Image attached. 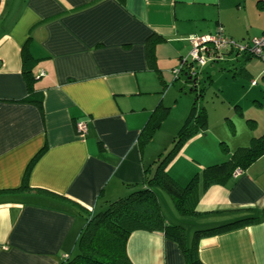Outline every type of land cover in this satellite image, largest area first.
<instances>
[{
	"label": "crops",
	"instance_id": "obj_1",
	"mask_svg": "<svg viewBox=\"0 0 264 264\" xmlns=\"http://www.w3.org/2000/svg\"><path fill=\"white\" fill-rule=\"evenodd\" d=\"M220 28L239 42L264 34V0H0V264L76 256L86 212L141 186L194 100L206 127L166 171L181 186L195 177L199 215L181 216L158 188L162 214L183 226L188 246L197 229L261 214L264 154L238 175L230 170L207 185L204 175L264 134V61L228 53L194 80L174 72L188 37ZM24 44L33 59L26 66ZM77 122L86 124L83 135ZM25 175L29 191L21 189ZM126 252L131 264H186L160 231H133ZM197 255L203 264H264V222L203 237Z\"/></svg>",
	"mask_w": 264,
	"mask_h": 264
},
{
	"label": "trees",
	"instance_id": "obj_2",
	"mask_svg": "<svg viewBox=\"0 0 264 264\" xmlns=\"http://www.w3.org/2000/svg\"><path fill=\"white\" fill-rule=\"evenodd\" d=\"M21 56L24 66L33 61L26 44L21 49ZM148 58H151L150 45ZM199 69L193 63H189L187 68L182 67L181 71H187L186 79L191 81L190 78L194 80ZM191 71H195L194 76L191 75ZM24 75L28 89L31 91L32 76L25 69ZM200 96L201 93H196L195 97ZM24 100L40 104L39 100L35 101L30 98ZM166 111L167 109H164L163 112L157 114L155 125L165 116ZM206 120L204 108L197 107L194 100L188 115L174 136L170 148L164 153H160L158 158L152 162V169L145 170L141 186L126 196L110 202L103 210L94 213L86 212L87 223L83 226L78 238L79 253L62 264H131L126 252V243L130 233L135 230L160 231L180 247L186 264H203L197 255L199 239L233 228L264 222V209H262L260 215L247 214L218 225L197 229L193 233L192 244L188 246L185 244L183 226L180 223L168 222L162 214L156 193L158 188L170 196L181 216L199 215L196 210L198 195L194 186L195 177H192L186 185L181 186L169 176L166 167L186 140L197 133L199 129L206 127ZM262 154H264V134L253 139L249 146L237 148L228 160L208 166L205 169L204 184L207 185L209 182L215 181L218 176L227 171H233L236 168L244 169ZM132 186L137 187L138 184H132ZM28 188L25 175L21 189L29 191ZM46 195L63 200L59 196Z\"/></svg>",
	"mask_w": 264,
	"mask_h": 264
},
{
	"label": "built area",
	"instance_id": "obj_3",
	"mask_svg": "<svg viewBox=\"0 0 264 264\" xmlns=\"http://www.w3.org/2000/svg\"><path fill=\"white\" fill-rule=\"evenodd\" d=\"M188 42L190 44L189 54L183 58L181 65L174 69L175 73L179 74L181 68L189 63L200 68L209 61L222 60L223 56L228 53L258 57L264 61V34L239 42L226 36L220 28L215 33L192 35L188 37ZM191 75L194 76L195 71H191ZM75 128L80 135L86 132L84 122H77ZM241 171L242 169L236 168L233 174L238 175Z\"/></svg>",
	"mask_w": 264,
	"mask_h": 264
},
{
	"label": "rangeland",
	"instance_id": "obj_4",
	"mask_svg": "<svg viewBox=\"0 0 264 264\" xmlns=\"http://www.w3.org/2000/svg\"><path fill=\"white\" fill-rule=\"evenodd\" d=\"M260 36V35H259ZM233 54L231 53V54H229V55H226L227 57H231ZM226 58V57H225ZM203 67V66H202ZM202 67H200V68H202ZM185 91H187V87L184 89ZM187 94V96L189 97L190 95H188L189 93L187 92L186 93ZM204 105H205V103H204ZM253 112V115H258L259 114V112H256V111H252ZM209 120H211V122L213 121V122H215L216 121V119L214 118V112L213 111H211V114H210V116H209ZM216 123V122H215ZM230 126V131H234V127L233 126H231V125H229ZM229 128V127H228ZM223 129H225V127H223ZM226 130V129H225ZM231 132V133H232ZM228 141V144L229 145H231V143H233V142H229V140H227ZM227 143H223L222 144V146L225 148V149H227L228 150V147H229V145H228ZM87 219H88V217H85V219H84V226L86 225V223H87Z\"/></svg>",
	"mask_w": 264,
	"mask_h": 264
},
{
	"label": "bare ground",
	"instance_id": "obj_5",
	"mask_svg": "<svg viewBox=\"0 0 264 264\" xmlns=\"http://www.w3.org/2000/svg\"><path fill=\"white\" fill-rule=\"evenodd\" d=\"M188 54H189V52H188Z\"/></svg>",
	"mask_w": 264,
	"mask_h": 264
}]
</instances>
